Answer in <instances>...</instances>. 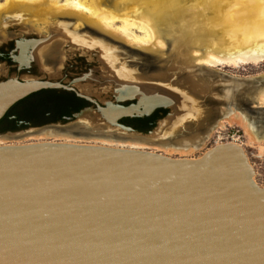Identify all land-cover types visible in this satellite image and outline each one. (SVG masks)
I'll return each mask as SVG.
<instances>
[{
  "label": "water",
  "instance_id": "obj_1",
  "mask_svg": "<svg viewBox=\"0 0 264 264\" xmlns=\"http://www.w3.org/2000/svg\"><path fill=\"white\" fill-rule=\"evenodd\" d=\"M48 39L51 35L15 40L19 57L12 58L18 71L26 62L22 56ZM99 72L90 69L72 83L88 82L87 75ZM193 72L220 74L197 66L176 70L167 81H105L98 87L112 90L102 104L49 79L41 69L36 75H13L0 81V120L24 98L62 88L95 107L29 131L81 123L93 131L89 125L105 122L137 138L156 139L161 138L156 135L161 122L195 119L209 108L215 112L200 136L203 140L223 117L220 107L231 102L254 114L249 117L256 116L263 127L259 112L264 107L251 105L241 92L253 90L257 80L225 75L240 88L224 96L227 82L219 78L211 84L195 78L199 84L189 86L187 77ZM157 109L167 113L146 133L119 123L148 117ZM88 114L94 117L91 124ZM169 124L165 129L177 127ZM254 175L244 149L231 142L193 159L64 142L0 145V264H264V187Z\"/></svg>",
  "mask_w": 264,
  "mask_h": 264
},
{
  "label": "bare ground",
  "instance_id": "obj_2",
  "mask_svg": "<svg viewBox=\"0 0 264 264\" xmlns=\"http://www.w3.org/2000/svg\"><path fill=\"white\" fill-rule=\"evenodd\" d=\"M54 20L62 22L60 26L65 28L71 23H77L76 26H87L94 30L98 38H93V40L101 43L97 45L93 41L91 45L97 46L96 49L101 50V53L92 50L91 53L97 58L103 71H100L99 76L91 73L87 75V79L96 84L95 91L97 93L112 90L111 87H98L102 82L150 80L161 75L163 72L160 71H167L171 64H173L172 66L184 64L190 65L189 68H195L197 65L194 67V62L199 60L202 65L210 68H236L264 62V0H3L0 3V30L13 25L28 29V24L32 26L29 28H38L42 24L50 27ZM10 21H13L14 24L9 23ZM22 21L27 25L22 24ZM167 38H170L172 42L170 50L164 44V40ZM105 40L106 49L100 47L105 46L103 45ZM84 41L83 43H85ZM109 42L139 53V56L143 58V63L139 62V65H134V62L141 60L136 56L129 57L126 62L129 65H124L120 62L121 58L111 54L112 50L108 47ZM40 44H36L33 51ZM167 49L171 51L172 55L169 61L166 57L160 56L167 52ZM30 59L32 58L30 57ZM166 61L169 62V65L165 68L167 64L162 65V62ZM46 63L49 64L50 61ZM152 64L157 71L149 69ZM26 65L28 64L26 63ZM183 68L177 71L180 72L188 67ZM189 76L191 77L187 78H191L189 85L191 87L199 84L196 83L198 81L195 78L207 80L209 83L211 81L203 78L204 75L198 77L192 73ZM262 77L264 79V75ZM226 86L227 89H224V92L230 91L234 87L236 90L240 88L236 82L231 85L226 84ZM224 92V96L230 95V93ZM257 96L259 102L264 104V89H261ZM236 106L233 104L232 107L229 104L226 109L221 106L225 111L219 109L223 112V117L221 116L223 121L219 123V128L223 129L225 123L229 124L230 121L239 120L245 129L249 143H259L261 149L262 144L264 145V134L261 136L260 126L257 125L255 118L242 114L241 109L238 111ZM232 109H235L236 112L229 115ZM214 112L208 108L204 116L198 114L195 119L175 120L171 125H180L176 130H172V127L169 130L165 129L164 126L168 127L169 123L163 121L156 129V135L162 137L166 131V134H173V132L195 134V136L192 135V138L178 141L179 144L176 145L177 147L180 145L184 151L189 152L190 148L194 149L203 145L207 139L209 134L203 140L200 136L205 126L210 123ZM86 116H88L86 120L88 123L94 122L93 115ZM229 118L231 119L228 122ZM100 122H103L102 119ZM187 123H192V127L186 125ZM82 125L81 123L43 134L48 138L55 137V134H67L66 136L72 137L76 135L65 131L71 132L73 129L79 134L90 136V132ZM171 125L169 124V126ZM89 126L92 129L100 127L109 132L114 130L105 122L95 127ZM71 127L78 128L76 130ZM102 129L97 132H102ZM107 135L109 134L94 138L105 140L99 143L106 147L120 145L136 150H142L144 147L141 142L135 143L134 141L124 145L125 140L128 141L124 135H120L124 138L114 134ZM67 140L70 139L64 140V143Z\"/></svg>",
  "mask_w": 264,
  "mask_h": 264
},
{
  "label": "rangeland",
  "instance_id": "obj_3",
  "mask_svg": "<svg viewBox=\"0 0 264 264\" xmlns=\"http://www.w3.org/2000/svg\"><path fill=\"white\" fill-rule=\"evenodd\" d=\"M3 0H0V3H2ZM9 23L14 24L13 21H10ZM24 25H27V23H24L23 21L21 22ZM62 22H59L57 20L52 21L50 27L45 26L44 24L40 25L38 28H29L32 27L30 24H28V29H22L20 26L17 25H13V26H8L5 29H1L0 30V48L1 47H6L7 45H9L11 42H13V40L21 38V37H27V38H38V37H48L49 35H51L52 40L48 39L47 42H44L43 44H40L39 46H37V49L35 48L34 51H32V55H39V54H44L47 55L46 58L42 57V62H47L50 61V63L55 64V70H53L52 72L47 73V76L49 79L52 80H56L62 77L61 72H59V70L61 68H63V63H64V59L65 58H69L68 61V67L69 68L67 70V74L69 75V77L67 79H65V82L69 81L70 77H76L78 75H80L81 72H79L80 70L84 71L86 68L88 69H96L98 68L99 71H103L101 70L102 67L100 64H97L93 58H92V51L94 52H99L101 53L97 46H93L91 45V43L94 41L93 38H98L94 32V30L90 29L87 26H76L77 23H71L70 25L67 26V28L60 26ZM17 27V28H16ZM95 34V35H94ZM45 39V38H44ZM50 40V41H49ZM85 40V41H84ZM83 41L85 43H83ZM49 42V43H48ZM87 42V43H86ZM105 46H100L101 48L106 49L107 48V43L106 40L104 41ZM169 42V43H168ZM93 43H97L100 44V41H94ZM164 44L166 45L165 47L169 48V50L172 48V42L170 41V38H167L166 40H164ZM108 47L112 50L111 54L113 56H117V58H121L120 62L124 63V65H129L126 64L127 59L129 57H136V58H140L141 60L138 62H134V65H139V62L143 63V58L141 56H139V53L135 54L134 51H129V49L127 50L126 47H123L119 44L113 43V42H109L108 43ZM113 48V49H112ZM116 49V51H115ZM92 50V51H91ZM168 50V49H167ZM167 51L164 54H160V56H164L167 58V61H169L172 58L171 55V51ZM79 53L80 57L84 58L85 60L82 62L83 64H81L80 66H78V70L79 71H70V67L73 63L78 62L76 57L73 56V54ZM171 55V56H170ZM55 57L58 58V60H55ZM169 57V58H168ZM161 58V57H160ZM125 60V61H124ZM123 61V62H122ZM166 61V62H167ZM162 62V65H166V67H168L169 62ZM47 65V63H46ZM173 64L169 65L168 70H162L160 72H163L161 75H157L155 78H153L152 80H165L167 81L170 77H171V73L173 74L174 71L181 69V68H185V67H190V65H175L172 66ZM204 66L202 65L199 60L196 62H194L193 66ZM133 66V65H132ZM196 66V67H197ZM195 67V68H196ZM41 70H43L42 67H40ZM47 68V67H46ZM210 68V67H208ZM215 71L219 72L220 74L217 76H212L210 74H207L206 72H204V74L200 73V72H193V75L199 76V74L204 75V78L213 80V79H218L220 81H222L223 83H226L227 85H231V83H228L229 81L225 79V75L229 78H233V79H241V80H257L255 81V85L253 87V90L251 88H249V90L252 91V93L250 94V92L248 93L249 90H241V92H245L246 95L249 97L248 99L251 101V105L253 103V106H256V103L258 106L260 107H264V104L261 102H259L258 100V94L260 93L261 89H264V79H263V75H264V62L259 63L257 65H244L241 67H225V68H213ZM156 73V72H153ZM159 73V72H158ZM5 76H10L12 77L14 75V73H10L8 75L7 72H5L4 74ZM99 73H95V76H99ZM262 80V81H261ZM88 82H85L84 84H76L74 87L76 89H78L80 92H83L87 95L93 96L95 98H97V100L99 101L100 104L103 103L104 100L108 99V93L107 91L102 92V93H97L95 91V89L97 88V86L92 82L87 80ZM94 91V92H93ZM231 91V90H230ZM230 91H225L227 93H230ZM224 92V93H225ZM257 94V95H256ZM258 100V101H257ZM256 101V102H255ZM234 103V102H233ZM231 105V104H230ZM235 105V104H234ZM223 107V106H222ZM222 107H220V110H224ZM239 106H238V111H239ZM240 112L242 114H247L248 116L253 115L251 114L249 111L245 110L244 108H240ZM236 112V110L232 109L231 113L229 115H231L232 113ZM260 114V120H263L264 118V111L259 112ZM232 117V116H229ZM256 117V116H255ZM252 117V118H255ZM231 118L227 119V121L229 122ZM223 121V119L221 118V120L218 121V124L215 126V128H213L211 130V132L209 133V135L207 136V139L204 141L203 145L198 146L194 149L190 148V147H186V148H190L191 150L188 151H184L182 149V147L179 146L177 147L176 145L179 144L178 141L181 140H187L188 138H192V135L195 136V134H177V132H173V134H164L162 135L161 138H156V139H151V138H137L135 136H133L132 134H127V133H123V132H119L116 131L115 129L113 131H110V133H106L109 131H105L102 128L99 127V129H92L95 131L98 130H103L102 132H105L106 134H114L117 136L120 135H124L125 139L128 138V141L125 140L124 145H126L127 143H133L132 141H134L135 143H142V145L144 146L142 150H147V151H151V152H156V153H160L162 155L171 157V158H198L200 157L205 151H207L209 148L213 147L216 144H220V143H236L241 145V147L244 149L245 154L248 157V160L251 164V166L253 167L254 171H255V175H254V180L257 183V185L259 187H264V145L262 144V150L259 148V143H249L248 141V137L245 133V129L242 126V124L240 123L239 120L236 121H230L229 124L225 123V126L223 129H220L219 127V123H221ZM163 123V122H161ZM160 123V124H161ZM261 126L260 127V132L261 136L264 134V121L260 122ZM175 127H179L180 125H174ZM91 127V126H90ZM93 127V126H92ZM95 127V126H94ZM174 128L175 130L178 128ZM77 130L78 127H71ZM62 130L58 127H53V128H44V129H39V130H33V131H29L30 129H25V130H21L22 132L18 133V134H14V135H3L0 136V145H20V144H29V143H38V142H65L64 140L66 139H70L67 140L66 143H76V144H89V145H100V146H106L103 145L99 142L105 141L101 138H94L95 136H93V138L91 136H84V134H79L77 132H75L73 129L71 132L69 131H65L68 132L72 135H76V136H66L67 134H60L57 135L55 134V137H51L48 138L45 134V132H49V131H58ZM173 129V130H174ZM108 130V129H107ZM90 131V130H89ZM88 131V132H89ZM160 133V132H158ZM107 135V136H109ZM173 135V136H172ZM177 135V136H174ZM124 136H120L123 137ZM182 137V138H181ZM186 138V139H185ZM120 141V140H118ZM131 141V142H130ZM115 143H121V142H115ZM108 147H114V148H127V147H121L120 145H114V146H108ZM200 147V148H199Z\"/></svg>",
  "mask_w": 264,
  "mask_h": 264
},
{
  "label": "flooded vegetation",
  "instance_id": "obj_4",
  "mask_svg": "<svg viewBox=\"0 0 264 264\" xmlns=\"http://www.w3.org/2000/svg\"><path fill=\"white\" fill-rule=\"evenodd\" d=\"M15 40H13V42H11L6 47L0 48V81L6 80L10 77H4L3 74L5 72H7L8 75L10 73H14V75L22 76L36 75L38 70L41 69L40 67L43 68L44 74L55 70V64L47 63L46 65V62H42V57L46 58L47 55L39 54L35 55L34 57V55H31L32 53L29 51L24 56H22V59H25L26 62L22 69L18 71L19 63L12 58L19 57ZM79 55L80 54L77 52L76 54H73L78 62H75L71 65L70 71H79L77 67L83 64L82 62L85 59ZM30 57L32 59H30ZM92 58L97 64H99L97 58H95L93 54ZM55 60H58V58L55 57ZM68 61L69 58L64 59L63 68L59 70V72L62 74V77L54 81L75 88V85L72 82L76 78L81 77L83 74L89 73L90 69L86 68L84 71L80 70V75L73 78L70 77L69 81L65 82V79L69 77L67 74V70L69 69L67 68ZM26 63L28 65H26ZM130 103L131 102H127L123 105H129ZM231 106L233 107V104H231ZM88 107H95V105L78 97L73 91H68L62 88L41 90L17 102L6 112L4 117L0 120V136L10 135L9 133H15L21 130L29 129L31 127L36 128L49 124H56L60 122L63 123L66 122L67 118H72L74 114ZM166 113L167 110L157 109L148 117L123 118L119 121V123L130 127L137 132L146 133L147 131L151 130L153 126L166 115ZM89 132L91 137H103L106 133H110L100 131L99 133L95 130Z\"/></svg>",
  "mask_w": 264,
  "mask_h": 264
}]
</instances>
